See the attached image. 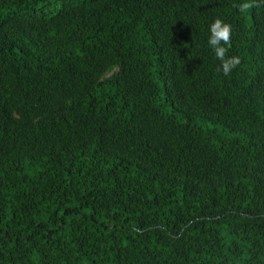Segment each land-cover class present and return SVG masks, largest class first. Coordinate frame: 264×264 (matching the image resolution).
<instances>
[{"label": "trees", "instance_id": "obj_1", "mask_svg": "<svg viewBox=\"0 0 264 264\" xmlns=\"http://www.w3.org/2000/svg\"><path fill=\"white\" fill-rule=\"evenodd\" d=\"M250 2L0 0V264H264Z\"/></svg>", "mask_w": 264, "mask_h": 264}, {"label": "clouds", "instance_id": "obj_2", "mask_svg": "<svg viewBox=\"0 0 264 264\" xmlns=\"http://www.w3.org/2000/svg\"><path fill=\"white\" fill-rule=\"evenodd\" d=\"M250 7V0H240L238 8L242 13L246 12ZM208 33L207 46L214 54L215 58L220 61L218 71L222 72L223 75H228L240 64L239 56H226L232 33V26L217 18L208 25Z\"/></svg>", "mask_w": 264, "mask_h": 264}, {"label": "rangeland", "instance_id": "obj_3", "mask_svg": "<svg viewBox=\"0 0 264 264\" xmlns=\"http://www.w3.org/2000/svg\"><path fill=\"white\" fill-rule=\"evenodd\" d=\"M116 72V70L114 71V72H112V73H109L108 75H107V77H109V76H111L113 73H115Z\"/></svg>", "mask_w": 264, "mask_h": 264}]
</instances>
